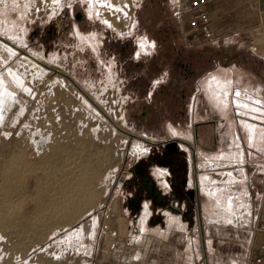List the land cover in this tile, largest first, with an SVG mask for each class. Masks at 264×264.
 <instances>
[{"label":"rangeland","instance_id":"374dc122","mask_svg":"<svg viewBox=\"0 0 264 264\" xmlns=\"http://www.w3.org/2000/svg\"><path fill=\"white\" fill-rule=\"evenodd\" d=\"M64 1L0 0V77L15 95L4 103L5 115L0 125V187L5 180H16L18 187L9 191L13 197L7 202L21 213L33 208L35 202L59 186L58 177L52 178V173L59 167L57 164L62 162L63 155L57 147H51V140L55 136L62 141L69 137L75 159L90 155L94 160L92 165L100 175L93 179L92 185L98 196L95 195V203L76 222L45 232L41 230L40 235L30 233L33 239L29 243H23L22 225L4 230L6 235L0 236V264L36 261V255L43 256L41 264H244L245 250L239 242L248 232L249 216L243 211H240L242 216L234 212L233 208L243 202L237 200L234 207L232 196L234 188L241 190L246 176L233 172L229 167L234 162L232 159L223 161L226 167L214 169L219 161L213 154H206L211 169L209 178L205 179L208 173L199 177L201 210L195 197L193 213L188 219L166 209L162 223L153 225L147 201L137 217L127 202L132 191L125 182L131 176V168L153 150L148 140L156 141L160 136L154 130L152 133L138 129L132 123L129 112L133 108L130 107L134 106L140 114L145 102L139 101H144L140 98L146 94L139 92V98H135L126 91L125 84L126 79L140 78L141 70L132 65L120 66L117 53L103 50V37L117 33L124 40H131L137 48L134 60L150 59L155 54L157 48L152 39L155 37L161 42L162 62L172 60L174 46L182 47V51L188 49L186 67L189 64V68H194L196 60L188 57L191 46L184 34L185 0H126L130 4V22L123 18L113 24L98 15L96 1L91 5L89 0H79V7L88 17L78 23L81 30L75 26L73 13L65 11L59 20L60 32H51L50 24L62 11ZM2 41L17 49L15 54L3 50ZM176 62L180 67V60ZM14 71L23 75L22 85L12 78ZM165 78L164 68L155 84ZM214 78L208 80L212 82ZM201 81L204 86L206 78ZM214 81L210 87L217 89L218 82ZM241 96L239 99L250 102L246 99L248 95ZM134 98L139 99L135 104L131 102ZM161 130L163 138L191 134L190 128L175 129L169 124L167 131L164 125ZM23 151L30 162V170L24 173L23 156H20ZM205 162L203 154L197 157L198 164ZM242 162L246 161H239ZM154 170L161 184L167 185L166 177L162 182L159 176V173L165 176V168L155 165ZM217 170L223 171V176L214 173ZM189 182L194 186L193 179ZM83 224L86 229L82 238L69 242L65 238L68 233Z\"/></svg>","mask_w":264,"mask_h":264},{"label":"flooded vegetation","instance_id":"af4514ba","mask_svg":"<svg viewBox=\"0 0 264 264\" xmlns=\"http://www.w3.org/2000/svg\"><path fill=\"white\" fill-rule=\"evenodd\" d=\"M79 6V0H65L62 11L54 18L49 30L60 32L59 20L63 19L65 11L73 13L75 26L80 29L78 23L85 22L88 17ZM152 39L158 51L156 50L150 59L134 60L137 50L135 43L133 45L131 40H124L122 35L117 33L116 36L105 34L102 48L110 53H117L121 59L120 66L132 65L141 70L140 78L126 79L125 85L126 91L135 95V98L140 93L146 94L140 98L145 100L139 101L145 102V104H143L140 114L134 110V106H131L130 108L133 110L130 109L129 115H131L132 123H135L138 129L152 133L154 130V134H158L160 139L148 140L153 150L147 156L136 161L131 168V176L125 182V186L132 191L127 202L135 217L139 215L144 207L143 203L147 201L148 207L152 211L151 222L156 225L162 223L166 209L173 210L186 219L191 217L193 213L192 200L195 197H197L198 210H201L194 170L198 156L197 150L198 148L210 150L217 147L219 143L226 145L229 138L226 135L227 123L220 122L217 112L206 102L200 84L204 70L211 66L208 65L211 56L207 59L203 50L196 52L194 49H190L188 57L196 60V67L189 68V64L187 67L185 65L188 49L182 51V47L179 49L174 46L173 58L170 56L172 60L162 62L160 60L162 57L159 54V49H162L161 42L155 37ZM178 59L181 62L180 67L176 62ZM164 68L166 78L155 84V80ZM183 69L184 71L181 73ZM135 98L131 100L133 104L139 100H135ZM198 114L200 116L202 114L204 117L201 116L202 118L193 120ZM168 124L175 129L187 130L190 128L191 134L190 136L173 134L163 138L162 125L167 131ZM219 125L221 130L218 129ZM155 165L165 168V176L161 173L159 176H161L162 182L166 177L167 185L163 186L159 181L155 174ZM191 175L195 180L194 186L189 182Z\"/></svg>","mask_w":264,"mask_h":264},{"label":"crops","instance_id":"0c3cea01","mask_svg":"<svg viewBox=\"0 0 264 264\" xmlns=\"http://www.w3.org/2000/svg\"><path fill=\"white\" fill-rule=\"evenodd\" d=\"M182 11L186 27L190 0H185ZM208 11L215 38L189 45L196 52L203 50L207 59L211 56L208 62L211 66L204 70L208 73L202 74L206 82L204 86L201 83V87L205 91L204 99L217 112L220 122L227 123L226 135L229 141L226 145L219 143L210 150L198 148V156L203 154L206 162L200 165L196 160L194 170L197 187L199 190V177L209 174L211 169L207 164L209 154H213L219 161L214 169L226 167L223 161L226 158L232 159L235 163L229 167L233 172L246 176L244 181L242 179L241 190L234 188L233 206H236L238 199L243 200V204L233 208L234 212L247 213L249 223L256 215L264 222V56L262 49H255L251 45V40L264 41V0H213L208 4ZM212 76L218 82L217 89L210 87L215 82L208 80ZM245 78L249 79L246 81ZM232 93L236 94V101L241 95H248L246 99L252 103V109L246 112L239 110L236 101H230ZM201 116L198 114L195 119ZM220 125L218 129L221 130ZM240 154V161L243 159L245 163L236 162ZM242 169L245 171L243 174ZM214 173L222 175L223 171L217 170ZM191 179L194 180L192 175ZM233 186L236 187V183ZM247 231L244 239L239 242L245 250L244 264H247V256L256 254L259 244L264 242V231L253 233L250 224Z\"/></svg>","mask_w":264,"mask_h":264},{"label":"bare ground","instance_id":"6f19581e","mask_svg":"<svg viewBox=\"0 0 264 264\" xmlns=\"http://www.w3.org/2000/svg\"><path fill=\"white\" fill-rule=\"evenodd\" d=\"M56 1H58V0H55V2ZM89 1H90L91 5H94V3L96 1L97 6H98L96 11L98 10L97 11L98 15L102 16L101 18H103V20L106 23H108V24L118 23V21H120L123 18H126L125 20L127 23L130 22L129 21L130 20L129 19V16H130L129 6H130V4L126 0H119L118 2L117 1L112 2L109 0H89ZM11 25H12V23H11ZM1 46H2L3 50L9 51V53L11 55L15 54V52L17 51V49H15L11 45H9L3 41H2ZM0 56H1V54H0ZM11 75H12V78L16 80V83H18L19 85H22V83H23V75L22 74H20L17 71H14ZM220 90H222V88H220ZM12 98L13 99L15 98L14 92L8 88L6 83L3 82L2 77H0V125H1L2 119L4 118V115H5L4 103L12 100ZM236 104L240 108L239 110H241V111H244V110L248 111L250 108L252 109V103H250L248 101L237 99ZM52 137H50V138H52ZM84 137H85V135H84ZM60 138H61V136H60ZM68 138H66L62 141V138L57 139L55 136V138H53L51 140V143H50L51 147H54V146L57 147L58 152L63 155L62 162L57 164V165H59V167L57 168L55 165V167L57 169L54 168L55 171L51 170V171H54L52 173V178L58 177L59 186H54L55 192L48 193V191H47L46 193H48V195H46V197H41L40 201L35 202L34 205L32 206L33 208H31L32 210L30 209V210L26 211L25 213H21L20 212L21 210L17 211L16 210L17 208L16 209L13 208L12 204L10 205V203L7 202V200H9L13 197L12 196L13 192L12 191L9 192V191L11 189H13V190L17 189V187H18L16 184L17 182H16V180H13V179H9L7 181L5 180V183L2 182L3 185H1V187H0V236H2L3 234L6 235L4 230L6 231L8 228H19V226L22 225V227H23V243H29L33 239V237L30 235V233L40 235L39 231H41V230L43 232H45V231L51 230L55 226H57V227L58 226H60V227L69 226L70 224L76 222L79 219V217L86 212L87 208L90 207V205H92V202L95 199V195L98 196L97 194H95V190H94L95 187H93L92 181L94 178L96 179V176H99L100 174L98 173V175H97V173L95 172V168L92 165L93 159L92 160L90 159V155L88 156V158H81V159H75L74 157H76V156L73 157V155H74L73 150H72L71 143L69 142ZM76 148H79V147H76ZM85 150H86V148H85ZM24 151H23V155H20V156H23V170H22L23 173L26 170H30V168H29L30 165H28L29 161L27 160V156H26L27 154L25 155ZM240 153H242V151ZM14 156H16V155H14ZM12 158H14V157L12 156ZM15 158H14V160H15ZM96 159H100V158H97V156H96ZM239 159H241V154L238 156L237 162L240 161ZM18 160H19V158H18ZM18 160H16V162H18ZM7 161H9V159ZM101 162H102V160H101ZM9 163H11V161H9ZM29 164H30V162H29ZM18 165H19V162H18ZM99 166H100V164H99ZM2 168H4V167H2ZM6 171L7 170H5V172ZM18 171H21V170H18ZM18 171H16V172H18ZM22 171H21V173H22ZM242 171H243V169H242ZM3 172H4V170H3ZM6 174H7V172H6ZM20 175H23V174H20ZM8 176H9V174H8ZM22 177L20 179H22ZM209 177H210L209 174H205V179L209 178ZM17 179H19V178H17ZM52 181H54V180L52 179ZM20 182H22V180ZM23 182H24V180H23ZM96 183H97V181H96ZM36 185H37V183H36ZM96 189H98V188H96ZM21 190H23V186H22ZM21 193H23V191H21ZM95 201H94V203H95ZM242 201H240L238 199V203H242ZM33 213H35V215ZM35 216H37V217H35ZM37 228H39L40 230H37ZM85 229H86V226H85V224H83L82 226H79V227L73 229L72 231H70L68 233L67 237H65V238L67 240H69V242L76 240L77 237L82 238V234L85 232ZM109 230H111V229H109ZM122 232H123V230H122ZM54 254H60V252H54ZM36 256H38L36 258L37 259L36 261L35 260L32 261L30 259H27L26 261H24V264H41L42 259H44V258H42L43 256L42 255H36ZM45 261H47V260H45Z\"/></svg>","mask_w":264,"mask_h":264},{"label":"built area","instance_id":"2783aa9c","mask_svg":"<svg viewBox=\"0 0 264 264\" xmlns=\"http://www.w3.org/2000/svg\"><path fill=\"white\" fill-rule=\"evenodd\" d=\"M211 1L213 0H190V13L186 21L184 32L190 43L197 41H212L215 38L214 30L211 26L210 14L208 11V4ZM251 45L255 49H262V54L264 56L263 40L261 42L251 40ZM235 97L236 94L234 93L233 100H236ZM237 108L240 109L239 107ZM244 172L245 171H243L242 174ZM237 213H240L242 216L241 212ZM249 224L253 233L264 231V222L260 220L259 215L253 216ZM244 227H246V225H244ZM258 249L259 250L256 254L247 256V264H264V242L259 244Z\"/></svg>","mask_w":264,"mask_h":264},{"label":"trees","instance_id":"16d2710c","mask_svg":"<svg viewBox=\"0 0 264 264\" xmlns=\"http://www.w3.org/2000/svg\"><path fill=\"white\" fill-rule=\"evenodd\" d=\"M172 33V32H171Z\"/></svg>","mask_w":264,"mask_h":264}]
</instances>
